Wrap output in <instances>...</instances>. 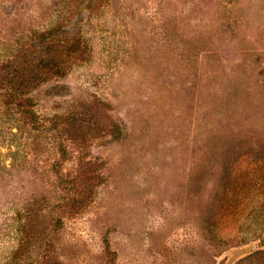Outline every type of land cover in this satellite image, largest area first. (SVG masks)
Here are the masks:
<instances>
[{
    "label": "rangeland",
    "instance_id": "rangeland-1",
    "mask_svg": "<svg viewBox=\"0 0 264 264\" xmlns=\"http://www.w3.org/2000/svg\"><path fill=\"white\" fill-rule=\"evenodd\" d=\"M0 264H264V0H0Z\"/></svg>",
    "mask_w": 264,
    "mask_h": 264
}]
</instances>
